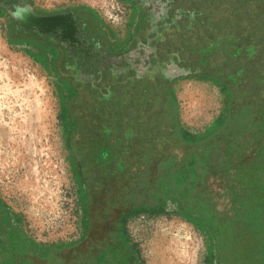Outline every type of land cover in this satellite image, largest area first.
Here are the masks:
<instances>
[{
	"label": "flooded vegetation",
	"instance_id": "flooded-vegetation-1",
	"mask_svg": "<svg viewBox=\"0 0 264 264\" xmlns=\"http://www.w3.org/2000/svg\"><path fill=\"white\" fill-rule=\"evenodd\" d=\"M122 1L137 16L127 48L111 42L92 9L46 11L31 0H0L11 40L38 46L41 59L50 56L68 93L65 116L88 213L86 234L65 250L67 264H107L102 254L108 261L114 252L124 260L120 238L128 218L165 194L172 174L207 171L196 193L209 195L217 210L231 208L235 183L219 178L224 165L207 164L213 154L206 143L190 140L180 127L172 93L178 80L225 84L233 123H251L248 154L264 140V0Z\"/></svg>",
	"mask_w": 264,
	"mask_h": 264
},
{
	"label": "rangeland",
	"instance_id": "rangeland-1",
	"mask_svg": "<svg viewBox=\"0 0 264 264\" xmlns=\"http://www.w3.org/2000/svg\"><path fill=\"white\" fill-rule=\"evenodd\" d=\"M31 1L46 11L92 9L112 35L126 32L129 7L122 0ZM6 22L0 14V204L38 251L69 248L86 234L88 199L65 124L66 90L50 56L41 59L38 46L11 40ZM216 89L194 79L180 82L184 126L203 128L219 113L223 95ZM180 211L167 200L157 213L143 211L128 220L133 264L209 263L213 240Z\"/></svg>",
	"mask_w": 264,
	"mask_h": 264
},
{
	"label": "trees",
	"instance_id": "trees-1",
	"mask_svg": "<svg viewBox=\"0 0 264 264\" xmlns=\"http://www.w3.org/2000/svg\"><path fill=\"white\" fill-rule=\"evenodd\" d=\"M227 92L229 118L233 117L230 110L234 102L231 101L230 89ZM64 94L65 115L68 116V93ZM233 120L235 116L228 120L232 127L224 125L217 143L199 140L206 143L207 153L213 154H209L213 159L208 158L207 164L215 161L222 163L224 166L219 178L229 177L235 183L228 191L231 193V208L228 211L217 210L215 204L210 202L209 195L196 193L197 187L203 185L207 172L196 170L189 175L172 174V186L151 205L144 204L142 209L145 212L157 213L163 209L167 200L175 202L181 210L180 215L193 222L213 240V246L209 247L208 251V264H264V140L255 143L259 150L254 156H250L247 152L250 142L246 138L250 134L251 123L238 125L234 124ZM65 124L70 134L71 124L67 121ZM253 143L251 141V145ZM216 148H220V153L215 151ZM78 165L80 169V164ZM0 212V264H67L64 256L68 247L51 246L38 251V247L12 224L1 204ZM122 234L120 240L126 251L124 260L119 262L114 252L107 261L104 253L100 258L103 263L133 264L136 261L135 251L129 247L126 233L123 231ZM69 247L72 248L73 245ZM114 251L119 252L120 249L115 248Z\"/></svg>",
	"mask_w": 264,
	"mask_h": 264
},
{
	"label": "crops",
	"instance_id": "crops-1",
	"mask_svg": "<svg viewBox=\"0 0 264 264\" xmlns=\"http://www.w3.org/2000/svg\"><path fill=\"white\" fill-rule=\"evenodd\" d=\"M125 29L126 32H124V36H119L117 37L116 35H112L111 30L109 27H105L108 35L110 37L111 42L117 43L119 42L120 45L123 47L125 46L126 48L131 44V42L133 40L134 35L136 34V29H137V16L135 15H131L128 16V18L126 19L125 22ZM186 79H194L197 80L199 82H205V83H210L211 85H213L214 87H216L218 90L217 92L222 94V104L220 105V110L219 113L212 119L209 120V122L207 124H204L203 128H199V129H194V128H188L186 126L183 125L181 117H180V112H179V101H178V96H177V90L180 87V82L185 81ZM228 87L221 83L219 80L217 79H212L209 77H189V78H185V79H180L178 80L174 86H173V95L176 99V105H177V111H178V115H179V121H180V127L181 129L186 132L188 134V137L190 140H194V141H199V140H211V139H215L216 137H218L220 135L221 130L223 129L224 125L229 124L228 122V106H229V97H228ZM225 103V105H224ZM181 216V215H180ZM183 217V216H182ZM133 217L128 218L131 219ZM186 221H188L186 218H184ZM127 220V222H128ZM191 222V221H190ZM193 225H195L193 222H191ZM203 232V231H202ZM204 234V232H203ZM126 235L128 238V230H127V224H126ZM205 235V234H204ZM129 247H131V249L133 250L132 246L130 245L129 239L127 240Z\"/></svg>",
	"mask_w": 264,
	"mask_h": 264
},
{
	"label": "bare ground",
	"instance_id": "bare-ground-1",
	"mask_svg": "<svg viewBox=\"0 0 264 264\" xmlns=\"http://www.w3.org/2000/svg\"><path fill=\"white\" fill-rule=\"evenodd\" d=\"M1 78V77H0ZM7 85V84H6Z\"/></svg>",
	"mask_w": 264,
	"mask_h": 264
}]
</instances>
